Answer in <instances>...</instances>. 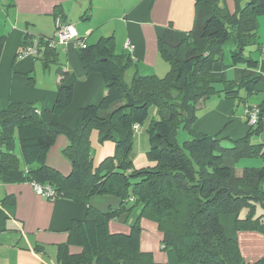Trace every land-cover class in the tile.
Listing matches in <instances>:
<instances>
[{
  "label": "trees",
  "instance_id": "1",
  "mask_svg": "<svg viewBox=\"0 0 264 264\" xmlns=\"http://www.w3.org/2000/svg\"><path fill=\"white\" fill-rule=\"evenodd\" d=\"M263 15L264 0H234L233 12L224 0H195L192 29L178 38L169 27L157 38L159 56L168 65L166 74L135 75L129 83L124 77L132 66L131 56L117 54L112 37H100L93 44L77 38L81 45L73 46L82 69L98 74L105 86L97 104L80 108L72 127L53 122L74 96L73 86L65 83L67 73L58 66L60 80L50 108L9 102L0 111V182L49 187L50 199L86 208L85 218L72 220L66 242L56 246L57 264H163L140 249L142 220L156 225L161 250L174 254L180 264H264V257L245 262L236 240L220 224L222 216H233L237 232L264 226V143L253 141L264 133V108L247 104L264 83V72L257 60L244 56L247 47L260 51L263 46L257 36ZM52 40L24 34L17 57L36 42L37 54L24 57L39 59L47 70L58 64L57 46L48 45ZM227 42L233 46L231 65H243V70L238 81L224 76L214 81L213 66ZM4 43L5 36H0V58ZM25 78L33 87L34 77ZM214 96L233 100L244 110L258 108L256 124L249 126L245 116L248 131L228 139L229 146L218 135L193 129L199 103ZM135 126L148 138L146 157L152 165L142 168L132 163ZM179 129L189 137L182 145L176 140ZM93 131L99 143L114 144V154L96 165L90 148ZM60 135L68 139L61 151L71 166L67 174L46 164ZM242 159H256L262 165L244 167L237 175L235 166ZM94 196H112L118 204L101 211L90 205ZM121 217L128 223V233H111L109 223ZM71 246L79 251L71 252ZM42 248L36 245L34 250Z\"/></svg>",
  "mask_w": 264,
  "mask_h": 264
},
{
  "label": "crops",
  "instance_id": "2",
  "mask_svg": "<svg viewBox=\"0 0 264 264\" xmlns=\"http://www.w3.org/2000/svg\"><path fill=\"white\" fill-rule=\"evenodd\" d=\"M225 6L229 12L234 11L231 0H225ZM59 19H63L74 31L75 38L82 39L84 43L93 44L100 37H112L115 52L131 56L132 66L124 77L125 81L129 79L126 81L129 83L135 75L160 77L166 74L168 65L159 56L157 38L169 27L175 30L178 38L191 30L195 19V0H0V36H5L0 58V111L9 102H39L42 107L52 106L60 77L55 73L52 87L28 88L30 86L26 84L25 77L34 72V61L30 57H17V54L24 34L54 38ZM257 36L259 44L264 45V15L258 18ZM127 42L133 45L132 52L126 49ZM255 50L258 69L263 73L264 56L258 48ZM57 51L59 67L67 73L65 83L73 86L74 96L72 104L60 116L54 117L53 122L72 127L78 110L97 104L105 94V86L98 74L84 72L72 43L58 45ZM242 70L241 65L232 66L230 60L224 61L222 52L213 66L212 79L218 81L224 76L227 80L238 81ZM34 79L36 87V74ZM215 86L220 88L219 84ZM247 104L263 105L264 108V83L258 85L257 93L248 99ZM199 111L202 113L193 124L196 132L228 140L243 137L249 129L244 107H236L233 100L214 96L200 102ZM142 131L134 135L133 147L142 144L139 151L132 153L135 168L149 166L146 157L148 140ZM91 136L92 133L90 139ZM258 141L264 143V133ZM67 145L68 139L58 136L46 158V164L62 174L69 173L71 169L70 163L61 154ZM111 151L107 149L102 156H110ZM136 158L141 159V165H135ZM8 198L12 199V203ZM114 198L100 196L91 199L90 205L103 211V206L106 209L115 207ZM85 215L86 208L72 201L38 195L28 181L0 182V264H57L54 255L56 246L66 242V229L70 222L83 220ZM140 224L141 251L151 252L157 263L180 264L174 254L161 250V234L156 225L146 220ZM220 224L225 234L236 240L245 262L255 263L264 257V226L257 231L237 232L233 216H222ZM109 231L126 234L129 226L127 222L116 220L109 223ZM36 245L43 247L40 252L34 250ZM70 251L76 253L79 248L71 246Z\"/></svg>",
  "mask_w": 264,
  "mask_h": 264
},
{
  "label": "rangeland",
  "instance_id": "3",
  "mask_svg": "<svg viewBox=\"0 0 264 264\" xmlns=\"http://www.w3.org/2000/svg\"><path fill=\"white\" fill-rule=\"evenodd\" d=\"M224 3H225V0H224ZM231 3L233 4L234 6V0H231ZM261 17V16H260ZM229 46H232V43L231 42H227L224 44L223 46V53H224V61H229ZM233 47V46H232ZM231 47V48H232ZM244 56L245 57H252L253 59H258V54L255 50V47L254 46H250V47H247L245 49V52H244ZM60 63L58 64H52L50 65V68L47 69V70H44L43 69V66L41 64V61L39 59H36L34 61V65H35V70L34 72H30L31 75L30 77H34V75L36 74L37 75V86H33V87H28V88H33V89H45L47 88L48 86L49 87H52V77H54L55 73H56V70L58 68ZM241 67L243 68V65H241ZM162 77V76H160ZM129 79L126 78V81H128ZM27 84V82H26ZM36 107H39L41 108L42 105L39 103V102H33ZM202 112H196V115L197 116H200ZM142 134L143 136L145 137L146 141L148 140L147 139V135L145 133V131L143 130L142 131ZM96 138V139H95ZM189 137L188 135L186 134L185 131H183L182 129H179L178 130V134L176 136V140H177V143L179 145H182V143L186 140H188ZM90 148H91V152H92V157H94V163L97 164L99 163L100 159H102V155H104V153L106 152L107 149H109V151H111V154L110 155H113L114 154V144L112 142H105V143H99L98 141V137H97V133L95 131L92 132V136H91V139H90ZM254 143H257L258 142V139H253ZM148 142V141H147ZM224 146H229L230 145V142L227 141V140H224L223 143H222ZM138 144H135V146L133 147L132 149V153L134 152H137L141 149L142 147V144L140 146H138ZM104 149H106L104 151ZM137 149V150H136ZM16 150H18V146H16ZM104 151V152H103ZM142 158V157H141ZM141 159L140 158H136V162H135V165H141L139 164ZM149 165H152L151 162H149ZM262 164L259 160H256V159H242L240 160L237 164H236V173L237 175H241V172H242V169L244 167H260ZM100 196H94L92 197L91 199H98ZM114 198V197H113ZM116 200L115 202V206L118 204V200L116 198H114ZM103 211L106 210V207L103 206ZM260 212V210H258V213ZM244 214H241V217L243 216ZM120 222L121 221H124V218L121 217V220H119ZM51 248H54L53 246ZM54 255H55V252H54Z\"/></svg>",
  "mask_w": 264,
  "mask_h": 264
},
{
  "label": "built area",
  "instance_id": "4",
  "mask_svg": "<svg viewBox=\"0 0 264 264\" xmlns=\"http://www.w3.org/2000/svg\"><path fill=\"white\" fill-rule=\"evenodd\" d=\"M76 38H75V34L74 31L72 30V28L62 22L60 19L57 20L56 22V27H55V32H54V38L52 41L49 42V47H54V46H63L66 45L68 43H73L74 46H80L81 44L79 42H75ZM126 49L129 52H132L134 47L133 45H131L129 42L126 43ZM261 54L264 56V45L262 46L261 50H260ZM37 54V43L34 42L32 46L26 48L25 51H23L20 54V57H24V56H34ZM245 116L247 117V121H248V125L249 126H254L256 124V120H257V114H258V108L253 107L252 109L249 110H245L244 112ZM136 132H138V126L134 127ZM34 186V190L35 192L43 197H46L48 199L52 198V189L49 187H40L37 185H33Z\"/></svg>",
  "mask_w": 264,
  "mask_h": 264
}]
</instances>
